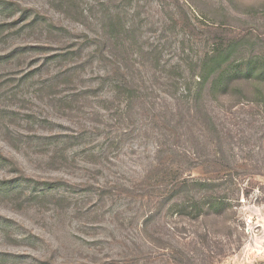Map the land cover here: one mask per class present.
I'll list each match as a JSON object with an SVG mask.
<instances>
[{
    "label": "rangeland",
    "instance_id": "1",
    "mask_svg": "<svg viewBox=\"0 0 264 264\" xmlns=\"http://www.w3.org/2000/svg\"><path fill=\"white\" fill-rule=\"evenodd\" d=\"M0 264H264V0H0Z\"/></svg>",
    "mask_w": 264,
    "mask_h": 264
},
{
    "label": "trees",
    "instance_id": "2",
    "mask_svg": "<svg viewBox=\"0 0 264 264\" xmlns=\"http://www.w3.org/2000/svg\"><path fill=\"white\" fill-rule=\"evenodd\" d=\"M230 55L229 49H222V48H216L213 53L206 57L202 62V69L199 73L200 81L203 82V80L206 82L209 79H212V86L213 87H219L223 81H217L218 79H222L226 76L224 66H226V62L228 60V56ZM246 66V71H249V66ZM217 78V79H216ZM216 79V80H215ZM185 184V182H182L180 184V187H182ZM196 187L199 185L203 186L202 183H197L195 181ZM199 208V207H198ZM200 210V209H199ZM198 210V211H199Z\"/></svg>",
    "mask_w": 264,
    "mask_h": 264
}]
</instances>
